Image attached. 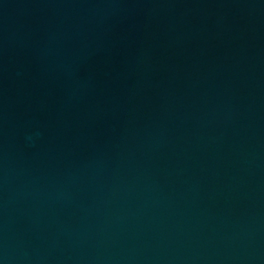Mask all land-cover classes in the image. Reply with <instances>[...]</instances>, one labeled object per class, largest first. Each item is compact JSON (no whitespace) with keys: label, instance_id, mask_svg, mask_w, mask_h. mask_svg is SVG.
<instances>
[{"label":"water","instance_id":"95a60500","mask_svg":"<svg viewBox=\"0 0 264 264\" xmlns=\"http://www.w3.org/2000/svg\"><path fill=\"white\" fill-rule=\"evenodd\" d=\"M0 264H264V0H0Z\"/></svg>","mask_w":264,"mask_h":264}]
</instances>
